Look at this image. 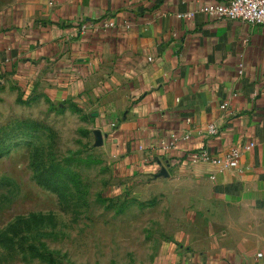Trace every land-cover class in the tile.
<instances>
[{
    "label": "crops",
    "instance_id": "crops-1",
    "mask_svg": "<svg viewBox=\"0 0 264 264\" xmlns=\"http://www.w3.org/2000/svg\"><path fill=\"white\" fill-rule=\"evenodd\" d=\"M219 1L0 0V95L75 107L106 160L180 212L148 264H264V24L200 12ZM232 147L234 169L185 155Z\"/></svg>",
    "mask_w": 264,
    "mask_h": 264
},
{
    "label": "rangeland",
    "instance_id": "rangeland-1",
    "mask_svg": "<svg viewBox=\"0 0 264 264\" xmlns=\"http://www.w3.org/2000/svg\"><path fill=\"white\" fill-rule=\"evenodd\" d=\"M75 107L0 95V264H148L181 219Z\"/></svg>",
    "mask_w": 264,
    "mask_h": 264
},
{
    "label": "built area",
    "instance_id": "built-area-1",
    "mask_svg": "<svg viewBox=\"0 0 264 264\" xmlns=\"http://www.w3.org/2000/svg\"><path fill=\"white\" fill-rule=\"evenodd\" d=\"M200 12H203L214 19H237L251 25L264 24V0H220L215 4H206L200 8ZM193 15V12H186L179 14L178 17L190 19ZM114 23L112 21H105L102 24L103 28L112 27ZM87 25H82L81 30L85 31ZM228 103L223 102L220 105L221 109H225ZM207 134L210 136L217 135L218 128L214 124H208ZM188 134H184L183 138H187ZM174 136L171 139L164 143L162 148L167 150L172 148L176 142ZM254 146L253 143L245 145V149H251ZM187 159L192 163L198 162H210L219 166L223 169H234L238 167V159L240 156V148L232 147L230 150L223 156H212L208 154L206 149L200 148L191 152L185 153Z\"/></svg>",
    "mask_w": 264,
    "mask_h": 264
},
{
    "label": "trees",
    "instance_id": "trees-1",
    "mask_svg": "<svg viewBox=\"0 0 264 264\" xmlns=\"http://www.w3.org/2000/svg\"><path fill=\"white\" fill-rule=\"evenodd\" d=\"M72 107V106H71ZM4 150V148L2 146H0V151Z\"/></svg>",
    "mask_w": 264,
    "mask_h": 264
}]
</instances>
